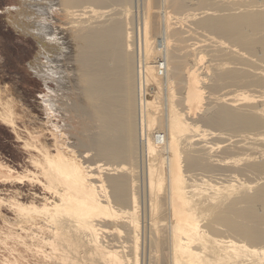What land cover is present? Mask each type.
<instances>
[{
    "label": "bare ground",
    "instance_id": "6f19581e",
    "mask_svg": "<svg viewBox=\"0 0 264 264\" xmlns=\"http://www.w3.org/2000/svg\"><path fill=\"white\" fill-rule=\"evenodd\" d=\"M18 1L36 11L25 22L40 23L30 30L40 45L31 65L51 83L59 148L38 147L45 155L30 158L35 170L0 158V264H264V223L225 215L255 203L231 200H264V0L231 8V0H140L137 33L134 0H49L46 11ZM64 52L73 78L55 67ZM206 100L220 104L204 108ZM73 112L88 134L80 154L64 136ZM28 183L43 187L41 201L8 188ZM240 211L258 215L251 205ZM223 232L233 239L216 237Z\"/></svg>",
    "mask_w": 264,
    "mask_h": 264
},
{
    "label": "rangeland",
    "instance_id": "374dc122",
    "mask_svg": "<svg viewBox=\"0 0 264 264\" xmlns=\"http://www.w3.org/2000/svg\"><path fill=\"white\" fill-rule=\"evenodd\" d=\"M26 1H29L27 5H31V3L39 4L43 7L44 11H46V8L49 6V3H47L49 2V0ZM259 1L262 0H231L230 8L233 6L235 7L240 5H246L252 2L257 3ZM52 4L53 3H50V5ZM140 4V0H134V3L132 5V10L134 12H132L129 16L130 23L132 21V26H134V30H139L138 26H141L139 22L143 20V11L140 7ZM16 6L19 7L18 10L17 8H15ZM20 6H22V4L18 0H0V158L5 162L10 163L12 166L19 170L31 167V169L35 170V167L31 163L30 158L34 157L35 160H41L44 158L45 155L43 152L39 151V148H43V145H46L51 149V151L58 152L59 145L56 141V138L59 135L56 127H52V123L56 124L57 122H60V120H56L55 117H50L51 110L57 111L55 110V103H50V90L52 88L51 83L43 85L42 79L33 72L34 66L31 65V61L35 59L40 49V45L38 43L37 36L31 33L32 31L30 30L35 29L38 31L40 23L35 20L32 23L30 21H25L26 19L29 20L30 16L36 13V11L30 9L28 10L27 8L22 9V7ZM57 7H61V5H58ZM202 7H206V5H198L195 9H200ZM7 8H10L8 13L6 12ZM36 8L41 9V7ZM219 8L223 9L225 7L220 6ZM138 30H136V33ZM137 37L138 36L136 34V38ZM64 53L66 54V52ZM48 54L49 50L47 49V51H45L44 53V56H47ZM66 55H64L65 58L64 56L60 55L56 58L60 60L58 61L60 64H58L57 62L55 67L59 71H62V69H66V72L70 75L72 74L71 78H73L75 76H73L74 65L71 64L72 60L69 59L68 55ZM66 57L68 58L66 59ZM65 59L66 61L64 62ZM42 60L44 62L42 69L44 70L46 69L45 65L48 64V58L43 57ZM250 66L251 67L247 66V69L251 70L252 66L259 65ZM37 67H40L39 63L37 64ZM61 73L67 74L65 72ZM262 75V77H264V74ZM224 85L227 86L226 83L216 84L217 87H215L214 90L217 91V89H221L222 87H224ZM52 86L56 87L55 84H52ZM208 90L209 89H206V91ZM45 91H48L49 94L45 95ZM76 96L77 95L75 94L74 98H76ZM210 103L211 102L206 100L205 103L201 105H204V108H206L205 106H207V104L209 105V107L212 105L213 107H216V104H220L218 102H214V104L210 105ZM241 107L243 108L242 105ZM201 110H198L196 120L201 123V125H205L206 123H203V121L205 122L203 117L204 114L201 112ZM177 115L178 116L176 118L177 121L175 122V127L177 128V132H179L182 131V129L179 128L180 118L178 113ZM70 118H72L71 124L74 125V130L71 129L69 134H65L64 136H70L68 137V141L71 145L70 148L73 149L72 152H79L78 154H80L83 150L87 149V147L82 144L84 142L83 139L86 137V135H88L86 134L87 132L83 129V123L85 122V118H83L81 114L77 115L76 113L75 115V112L72 113V117ZM201 129H206V127H201ZM81 130L83 134L82 132L79 133V131ZM227 132L236 134V132H234L232 129H228ZM196 133H201V131H196L192 133L191 139L193 141H195L193 136L196 137ZM181 134L182 132L177 134V137ZM30 144L33 145V149L31 150L26 148V146ZM82 146L85 148H83ZM221 148L222 150L220 148H217L216 151L213 152V154H219V152H222L223 147ZM60 150L65 152L66 148L61 147ZM91 152L94 153L93 150ZM95 156L96 155L93 154L92 159L95 161L99 160V157L97 156L96 159ZM182 156L183 154L180 155L178 161V163L180 164L179 179L183 175L181 167L183 161ZM144 167L145 166L143 165V162H138L136 165V168L138 170L139 183L142 182V177L144 178ZM8 188L11 191L19 189L22 199L27 202L34 199L36 195L39 197L36 199L41 201L42 196L46 195L43 187H41L37 183L35 187L28 183L24 187L20 186L19 188L18 186H8ZM48 195L50 196V194ZM253 199L254 200L245 196L244 198L242 197L238 200H231L230 203L246 201L249 202V200L250 202L255 201V203H246L245 205H241V207L227 212L225 215L230 216V218L232 219L234 218L233 220L237 223H244V225L246 226H262L261 224L264 223V200L259 201L256 198ZM182 201L186 202V199L182 197ZM139 204L141 217L146 219V215L149 213L150 200L147 191L144 189L141 190L139 193ZM248 205H251V207H253L258 212V215L256 214V216L254 217L250 215L254 213L240 211L241 208H245V206L247 207ZM3 210L6 209L3 208ZM196 212L203 214L204 210L198 209ZM0 223H2L1 219ZM215 235L219 238H225L229 240L233 239L228 235L227 232H223V234L220 235ZM142 244L144 245V242H142ZM4 253H6V251L4 247H2L0 244V256Z\"/></svg>",
    "mask_w": 264,
    "mask_h": 264
}]
</instances>
